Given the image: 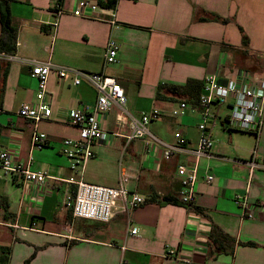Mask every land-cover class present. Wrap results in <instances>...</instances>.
<instances>
[{
    "label": "crops",
    "instance_id": "0c3cea01",
    "mask_svg": "<svg viewBox=\"0 0 264 264\" xmlns=\"http://www.w3.org/2000/svg\"><path fill=\"white\" fill-rule=\"evenodd\" d=\"M92 4L98 7L92 10ZM8 5L16 28L12 54L103 72L123 88L128 113L138 116L153 108L162 113L149 124V135L127 141L129 126L118 120L120 108L111 106L98 116L105 135L94 144L95 156L74 172L61 146L64 138L78 134L67 113L90 111L95 89L85 77L74 85L72 76L60 79L50 73L45 99L51 116L26 120L16 111L22 102L35 100L37 81L25 64L0 57V149H8L30 170L49 175L38 186L0 170V196L7 204L4 208L0 200V226L9 230L6 241L0 240V264H186L165 255L167 246L180 248L191 258L189 264H264V116L255 135L228 126V103L212 105L211 155L195 158L197 98L194 89L177 90L189 79L201 83L214 74L235 78L242 71L249 83L252 76L264 81V0H117L114 8L100 7L97 0H61L58 17L53 0H9ZM109 39L118 45L117 59L103 66ZM181 101L187 104L184 114L172 115ZM34 131L46 134L47 144L40 149L31 145ZM176 132L186 139L185 151L165 158L164 144L175 143ZM251 159L256 166L247 164ZM178 165H196L191 207L177 196ZM120 169L128 177L127 189L142 196L143 203L123 211L119 201L108 222L72 215L65 203H72L76 193L71 177L115 186ZM209 172L214 179L206 182ZM244 194L252 218L242 215L235 201ZM212 222L236 240L255 245L239 244L232 254L209 259Z\"/></svg>",
    "mask_w": 264,
    "mask_h": 264
},
{
    "label": "built area",
    "instance_id": "2783aa9c",
    "mask_svg": "<svg viewBox=\"0 0 264 264\" xmlns=\"http://www.w3.org/2000/svg\"><path fill=\"white\" fill-rule=\"evenodd\" d=\"M87 4V3H86ZM92 10L98 6L90 5ZM53 10L58 17L63 12L61 3L53 0ZM113 22V20H110ZM114 23V22H113ZM56 20L53 26H56ZM118 45L113 39H109L105 44L103 52V66L114 63L117 59ZM0 57L8 60H17L29 67V74L37 81V90L33 102H22L16 114L26 120L38 122L48 119L51 116V104L45 99L47 95V80L50 73H54L58 78L64 79L73 77V84L78 85L81 77L93 86L96 91V100L91 110L70 109L67 113L68 123L73 126L78 134L76 137H66L61 141L62 154L67 158L69 168L76 172L82 171L87 160L95 156L94 144L104 138L105 132L100 126L98 116L106 114L111 106L117 105L121 113L118 120L127 122L130 132L126 135V140L141 138L149 135V124L160 117L161 111L153 108L142 111L138 116L128 113L124 109L126 101L125 93L119 82L112 76L103 72H84L72 67L60 66L49 61H38L32 58H23L14 54L0 52ZM247 72H240L235 78H220L217 75H209L203 80V89L197 100L200 111V122L198 129L200 138L197 146L191 150L195 158L211 155L212 139L209 132V120L211 118L210 107L222 103L229 104L227 124L230 128L251 132L257 135L261 128L264 116V81L249 83ZM187 108L186 102H179L172 108L171 114L182 115ZM176 142L164 144L163 156L170 157L175 152L185 151L186 139L180 132L175 134ZM46 134L34 131L31 135V145L40 149L46 142ZM153 140H156L153 138ZM251 167L256 166L253 159L248 160ZM0 170L5 176H18L20 179L30 181L43 186L49 175L45 171H33L27 166L16 161L8 149H0ZM177 172L181 176V187L178 191V198L182 204L191 207L195 202L194 181L196 179V165L187 167L178 165ZM214 175L209 172L205 175V181L211 182ZM69 181L76 184V193L72 203L68 200L66 205H71L72 215L78 218L91 219L99 222H108L113 214L118 202H121L122 210L129 211L145 199L127 189V175L120 169L118 182L115 186L101 185L84 180L70 178ZM236 203L242 209V215L252 218L253 211L250 209L248 195H237ZM257 205H262L261 201H256ZM136 227H132L130 232L135 233ZM165 255L175 256L178 260L189 264L191 258L184 256L181 249L167 246Z\"/></svg>",
    "mask_w": 264,
    "mask_h": 264
},
{
    "label": "trees",
    "instance_id": "16d2710c",
    "mask_svg": "<svg viewBox=\"0 0 264 264\" xmlns=\"http://www.w3.org/2000/svg\"><path fill=\"white\" fill-rule=\"evenodd\" d=\"M9 0H0V52L12 54L15 51V38L16 28L11 23V16L9 11ZM61 3V0H58ZM117 0H97L100 7L103 8H114ZM213 19L219 20V16L213 15ZM223 22H227L228 19H222ZM242 31V29L240 28ZM242 43H247V37L242 36ZM204 82L194 81L192 79L187 80L186 84L182 87H178L177 90L194 89L195 93L193 96L199 98V95L203 89ZM200 91V92H199ZM3 199L2 204L4 208L7 207L6 199L0 196V200ZM168 201H174V198H166ZM195 210L198 211L197 208ZM255 245L254 242H242L236 240L234 237L226 233L220 226L215 223H211L210 234L208 238V258H215L221 253L232 254L236 245Z\"/></svg>",
    "mask_w": 264,
    "mask_h": 264
},
{
    "label": "rangeland",
    "instance_id": "374dc122",
    "mask_svg": "<svg viewBox=\"0 0 264 264\" xmlns=\"http://www.w3.org/2000/svg\"><path fill=\"white\" fill-rule=\"evenodd\" d=\"M249 79L250 80L252 79L253 83H255L256 81H258V80H255L253 78V76L252 77H249ZM261 81H263V78H262ZM223 109L226 110L225 108H223ZM8 236H9V230L7 228H5L4 226H0V240L1 241H6V239L8 238Z\"/></svg>",
    "mask_w": 264,
    "mask_h": 264
}]
</instances>
